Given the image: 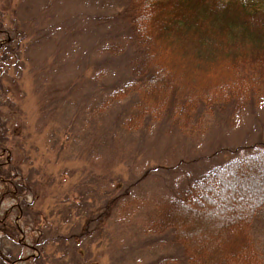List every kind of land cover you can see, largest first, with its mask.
Returning a JSON list of instances; mask_svg holds the SVG:
<instances>
[{
	"label": "rangeland",
	"instance_id": "obj_1",
	"mask_svg": "<svg viewBox=\"0 0 264 264\" xmlns=\"http://www.w3.org/2000/svg\"><path fill=\"white\" fill-rule=\"evenodd\" d=\"M140 3L0 0L1 41L21 48L18 64L0 75L1 154L24 181L20 199L5 194L0 203V218L9 213L20 229L0 224V264H39L41 255L46 264H74L75 256L80 264H188L177 244L146 232L155 204L233 150L264 144V100L251 102L236 126L229 106L200 110L193 125L140 114L152 106L123 87L129 20ZM111 45L123 47L120 57ZM209 75L203 86L218 84L217 71ZM251 234L264 264V206Z\"/></svg>",
	"mask_w": 264,
	"mask_h": 264
},
{
	"label": "trees",
	"instance_id": "obj_2",
	"mask_svg": "<svg viewBox=\"0 0 264 264\" xmlns=\"http://www.w3.org/2000/svg\"><path fill=\"white\" fill-rule=\"evenodd\" d=\"M140 1L129 20L132 52L123 86L139 95V105L152 106L140 114L152 113L150 120L166 118L172 125L183 120L193 125L202 121L200 110L214 114L229 106L230 123L236 126L251 102L264 100V0L135 3ZM3 25L0 21V75L10 64H18L21 49L10 40L1 41L6 34ZM122 49L111 45L107 51L120 57ZM183 59L185 67L174 70ZM213 71L218 73V84L203 86L202 77L212 81ZM4 126L0 121V138ZM1 150L0 145V203L3 195L20 199L24 191L18 168ZM227 160L185 183L177 181L170 196L155 204L147 223L146 232L177 244L188 264H262L251 228L264 206V144L235 149ZM25 204L17 207L19 213ZM9 218L4 214L1 226L19 233ZM79 233L81 238L88 234ZM35 242L43 249L44 241ZM34 260L46 264L42 255ZM71 261L80 264L78 256Z\"/></svg>",
	"mask_w": 264,
	"mask_h": 264
}]
</instances>
